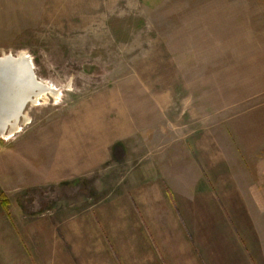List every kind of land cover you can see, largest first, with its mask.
<instances>
[{"label":"rangeland","instance_id":"374dc122","mask_svg":"<svg viewBox=\"0 0 264 264\" xmlns=\"http://www.w3.org/2000/svg\"><path fill=\"white\" fill-rule=\"evenodd\" d=\"M2 52L52 89L0 135L4 255L264 264V0H0Z\"/></svg>","mask_w":264,"mask_h":264},{"label":"bare ground","instance_id":"6f19581e","mask_svg":"<svg viewBox=\"0 0 264 264\" xmlns=\"http://www.w3.org/2000/svg\"><path fill=\"white\" fill-rule=\"evenodd\" d=\"M24 55V52H18L16 56L12 54L10 56V53L0 56V135L3 132L6 135V133L18 128V117L30 95L33 94L30 101L34 103L38 98H44L43 94L49 91L52 92V89L46 83L36 80L35 75L29 70L28 60L26 61ZM18 68H21L22 74L20 75H16ZM23 79L26 81H23ZM26 82L28 83V91H24ZM8 124L10 127L6 131L5 128Z\"/></svg>","mask_w":264,"mask_h":264},{"label":"crops","instance_id":"0c3cea01","mask_svg":"<svg viewBox=\"0 0 264 264\" xmlns=\"http://www.w3.org/2000/svg\"><path fill=\"white\" fill-rule=\"evenodd\" d=\"M175 205V204H174ZM177 209V204H176ZM5 244V243H4ZM3 242L0 240V264H18V258L13 257L11 254L9 257L4 255L2 251V246L4 245ZM8 250V249H7ZM11 252V251H10Z\"/></svg>","mask_w":264,"mask_h":264},{"label":"water","instance_id":"95a60500","mask_svg":"<svg viewBox=\"0 0 264 264\" xmlns=\"http://www.w3.org/2000/svg\"><path fill=\"white\" fill-rule=\"evenodd\" d=\"M6 54V52H2L1 54H0V56L1 55H5ZM10 56H11V53H10ZM25 57H26V61L28 60V65H29V70H30V72L32 73V74H34V72H33V68H32V65H31V63H29V58H28V56L25 54L24 55ZM36 77V76H35ZM46 87H47V85L46 84H44ZM33 95V94H32ZM32 95H30V98L32 97ZM30 98L27 100V102L28 101H30Z\"/></svg>","mask_w":264,"mask_h":264},{"label":"trees","instance_id":"16d2710c","mask_svg":"<svg viewBox=\"0 0 264 264\" xmlns=\"http://www.w3.org/2000/svg\"><path fill=\"white\" fill-rule=\"evenodd\" d=\"M171 200H172V202L175 204V202H174L173 198H172Z\"/></svg>","mask_w":264,"mask_h":264}]
</instances>
